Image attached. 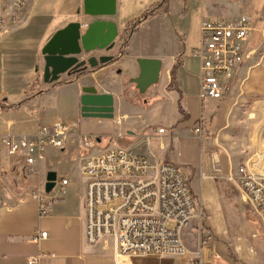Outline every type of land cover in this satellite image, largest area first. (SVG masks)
Instances as JSON below:
<instances>
[{"label": "crops", "instance_id": "0c3cea01", "mask_svg": "<svg viewBox=\"0 0 264 264\" xmlns=\"http://www.w3.org/2000/svg\"><path fill=\"white\" fill-rule=\"evenodd\" d=\"M11 1L0 0V13L3 7L10 5ZM39 1L23 0L21 13L16 23L6 24L5 33L2 31L3 26H0V43L29 24ZM48 1L53 3L50 13L65 19L48 29L39 46V52L34 55L35 63L40 64L39 72L34 73L32 67L29 68L27 65L8 68L0 66V137L18 138L32 135L40 126L55 122L68 125L70 127L68 140L61 149H49L45 157L46 161L52 156L57 159L70 151L72 147H82V137H95L96 146L92 150L83 147L80 150L81 155L75 168L77 173L80 163L88 155L111 147L132 148L131 144L137 139L135 132L139 131L140 127L137 129L138 121L136 120L127 123L126 116L121 113L119 89L121 78L118 75H136L137 77L139 68L136 60L155 58L162 63L158 86L169 100V110L175 107L178 112L183 111V114L176 113L173 117L164 115L169 119L168 128L159 126L152 135H148L153 136L149 145L144 139L145 153L132 149L142 155L152 153L157 159L180 167L181 165L170 156L172 151L170 141L180 138L181 144H184L185 137L180 134L185 129L188 130L191 138L200 141L203 136L193 135V131L201 123L202 127L204 126L203 133H211L215 136L212 141H207V146L214 148L216 153L213 161L215 163L220 161L222 154L229 165V175H234L239 164L236 165L234 172H231L233 160L230 155L233 157L245 145L242 133L247 127L246 124L252 128L247 122L246 113L264 111V55L259 61L254 58L244 62L233 79L227 83V90L220 100L201 102L198 98L199 61L192 56L195 48H192L189 55L183 54L179 49L169 50L171 46L169 32L172 28L178 27L180 23L178 20L175 21L174 17L185 8L188 0H153L152 6L144 13L123 22L121 12L130 3L135 4L136 0H116V13L108 18V21H112L117 27L118 35L114 47L109 52H93L88 56H83L87 58L92 55L96 57L107 55L113 59L106 65H99L80 77L77 75L61 76L57 83L53 82L46 86L39 78L43 70L42 47L55 31L68 23L78 21L86 25L91 21L82 17V0ZM223 1L200 0V21L225 18L220 15H228V17L237 14L250 15L256 19L255 31L250 44L253 47L264 48L262 41L264 0H243L241 7H231L227 11L221 10L220 13L217 4L220 5ZM151 11L153 12L151 17L139 20ZM205 15L209 18H203ZM1 49L2 47H0V52ZM89 86L98 87V93L113 96L114 118L112 120L87 119L81 116L79 110L81 89ZM11 87L13 90H9ZM258 114L257 122L259 121ZM60 116L66 122L60 120ZM176 118L179 121L173 122ZM188 121L191 122L189 127L186 124ZM159 129H163L164 133L156 134ZM124 137L132 140L127 143L125 142L127 140H123ZM75 138L76 141H74ZM164 139L167 141L164 142ZM114 140L118 145H113ZM153 141L154 149L152 148ZM218 143L222 145L219 146ZM16 165L25 169L23 162L9 157L6 150L0 148L1 171L12 172ZM220 165L223 172L222 164ZM37 168L40 173L41 165ZM47 168L50 167H46L43 174L45 178L48 172H55ZM62 175L68 179L67 186H69V178L65 173ZM82 180V191L76 201L54 202L50 212L46 215H40L38 203L28 191L17 190L8 198L0 195V264H29L28 260L32 257L37 258L34 264H116L110 251L104 245L90 247L84 243L85 180L83 178ZM186 180L194 194L190 180L187 178ZM44 183L45 180L41 184ZM41 233H46V236L40 238ZM186 248L190 252H196L195 249ZM147 258L157 260L155 264H184V260L179 259L163 261L155 257Z\"/></svg>", "mask_w": 264, "mask_h": 264}, {"label": "built area", "instance_id": "2783aa9c", "mask_svg": "<svg viewBox=\"0 0 264 264\" xmlns=\"http://www.w3.org/2000/svg\"><path fill=\"white\" fill-rule=\"evenodd\" d=\"M23 0H12L0 13L3 33L6 24L16 23ZM255 31L252 16L241 14L228 18L202 19L199 45L192 56L199 61L201 102L220 100L227 83L244 62L264 55V48L251 46ZM264 42V32H262ZM119 124V121L117 122ZM70 127L62 122L40 126L35 133L18 138L0 137V148L9 157L21 161L27 174L35 173L49 149H61L69 138ZM157 130L156 134H163ZM202 133L201 123L194 129ZM153 136H146L149 145ZM95 137H82L87 150L96 146ZM84 183V243L90 247H106L116 264H132L138 257L184 260V264H205L203 249L210 237L200 240L199 250L190 252L184 245L183 230L202 228V210L182 169L161 161L154 154L142 155L130 147H111L86 156L78 167ZM233 180L245 199L264 222V151L247 156ZM63 191L68 179L61 177L55 186ZM52 192V191H51ZM41 184L31 195L36 199L40 215L50 212L55 201ZM117 203L114 207H108ZM46 233H41L44 238ZM37 262L30 258L29 264Z\"/></svg>", "mask_w": 264, "mask_h": 264}, {"label": "rangeland", "instance_id": "374dc122", "mask_svg": "<svg viewBox=\"0 0 264 264\" xmlns=\"http://www.w3.org/2000/svg\"><path fill=\"white\" fill-rule=\"evenodd\" d=\"M242 3L243 0H224L222 4H217L218 12L221 13V10L227 11L231 7H241ZM152 4L153 0H136L135 4L133 2L130 3L121 12V21L141 15ZM52 6L53 3L50 1L40 0L29 24L8 36L3 43H0V47H2L0 66L8 68L27 65L29 68L32 67L34 73L35 71L39 72L40 64L35 63L34 55L39 52V46L48 29L56 25L60 20L65 19L64 17H57L51 14ZM152 13V11L148 13L147 17H151ZM221 16L228 17V15ZM200 18V0H188L185 8L181 9L180 13L174 17V20H178L180 23L178 27L172 28L169 32L171 40L170 51L179 49L185 55L191 54L192 48H196L199 45ZM203 18L209 17L205 15ZM254 20L256 23L255 18ZM61 76L66 77L65 75ZM118 76L121 78L119 87L121 113L126 116L127 123L136 120L138 121L137 129L140 127V130L135 132L137 139L131 144V147L137 152L145 153L146 147L143 145L145 136L152 135L159 126L168 128L169 119L164 115L173 117V114H183V111L179 110L178 112L175 107L169 110V100L165 94H162L158 86L159 82L150 86L143 94H140L135 84L131 82V79L136 75L127 76L120 74ZM39 78L42 83V73ZM45 85L49 84L45 83ZM96 89L97 91L99 90L98 87ZM9 90H13V88L11 87ZM189 106L191 108L190 104ZM258 113L256 111L246 113L247 122L252 128L246 124L247 127L243 129L242 133L245 145L239 149L237 154H235L236 156L232 157L230 155L231 160L234 161H232L231 172H234L236 165L243 162L247 156H255L264 151V111ZM59 119L66 122L62 116ZM178 121L179 119L176 118L173 122ZM186 124L187 126L191 125V122L188 121ZM203 130L204 126L202 127L201 135L203 138L200 139L201 142L199 139L191 138L187 129L183 130L181 134L179 133L185 137L184 144H181L180 138L170 141L172 146L170 156L176 163L181 165L184 175L190 180L203 217L201 229L195 227L183 230L181 238L186 247L195 249V251L199 250L201 238H211L203 249V262L205 264H264V222L245 199L236 183L231 180L230 170H228L229 165L224 156L220 155L221 163L220 161H217V163L213 161L216 153L214 148L207 146V141H212L215 136L211 133H203ZM193 135L197 134L193 131ZM123 140H127L125 142L128 143L132 139L124 137ZM74 141H76V138ZM166 141L167 139H164V142ZM114 144L118 145L115 140ZM154 145L153 141V149ZM221 145L222 143L219 144V146ZM81 149L82 147L75 146L64 155L57 157V159L52 156L47 161L44 160L41 164L40 173L36 171L35 173L27 174L23 167L17 165L14 166V171H9L8 173L0 169V195L3 198H8L17 190L31 193L45 180V175L43 174L46 167H50L55 170L56 180L63 177L62 174L65 173L70 182L69 186L65 187L63 191H59L57 185L52 189L51 196L56 198L54 202L76 201L81 194L83 186V180L75 170L76 163L81 155ZM220 164H222L223 172ZM50 168H47V170H51ZM35 169L38 170L37 167ZM116 205L117 203H111L108 207ZM165 260L173 259H163V261ZM156 261L147 257L132 259L133 264H155Z\"/></svg>", "mask_w": 264, "mask_h": 264}, {"label": "water", "instance_id": "95a60500", "mask_svg": "<svg viewBox=\"0 0 264 264\" xmlns=\"http://www.w3.org/2000/svg\"><path fill=\"white\" fill-rule=\"evenodd\" d=\"M116 13V0H82V17L91 21L84 25L70 22L53 33L41 49L43 58L42 80L51 84L61 75L76 76L109 63L113 57L88 56L93 52H109L117 38V27L108 18ZM137 77L131 79L140 94L159 82L162 63L155 58H138ZM80 114L87 119L112 120L114 99L111 94L98 93L93 86L83 87L79 98ZM56 173L48 172L45 178L46 193L55 187Z\"/></svg>", "mask_w": 264, "mask_h": 264}, {"label": "flooded vegetation", "instance_id": "af4514ba", "mask_svg": "<svg viewBox=\"0 0 264 264\" xmlns=\"http://www.w3.org/2000/svg\"><path fill=\"white\" fill-rule=\"evenodd\" d=\"M104 65H106V64H104ZM100 66H103V65H100ZM90 70H94V69H89V70H87V71H85V72H80L79 74H77V76H82V75H84V74H86L88 71H90Z\"/></svg>", "mask_w": 264, "mask_h": 264}, {"label": "trees", "instance_id": "16d2710c", "mask_svg": "<svg viewBox=\"0 0 264 264\" xmlns=\"http://www.w3.org/2000/svg\"><path fill=\"white\" fill-rule=\"evenodd\" d=\"M146 17H147V14L143 15L142 17H140L139 20H142V19H144V18H146Z\"/></svg>", "mask_w": 264, "mask_h": 264}, {"label": "bare ground", "instance_id": "6f19581e", "mask_svg": "<svg viewBox=\"0 0 264 264\" xmlns=\"http://www.w3.org/2000/svg\"><path fill=\"white\" fill-rule=\"evenodd\" d=\"M216 160V159H215Z\"/></svg>", "mask_w": 264, "mask_h": 264}]
</instances>
